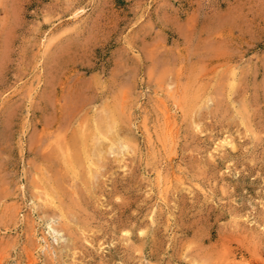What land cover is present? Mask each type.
I'll list each match as a JSON object with an SVG mask.
<instances>
[{
    "label": "rangeland",
    "instance_id": "374dc122",
    "mask_svg": "<svg viewBox=\"0 0 264 264\" xmlns=\"http://www.w3.org/2000/svg\"><path fill=\"white\" fill-rule=\"evenodd\" d=\"M0 264H264V0H0Z\"/></svg>",
    "mask_w": 264,
    "mask_h": 264
},
{
    "label": "bare ground",
    "instance_id": "6f19581e",
    "mask_svg": "<svg viewBox=\"0 0 264 264\" xmlns=\"http://www.w3.org/2000/svg\"><path fill=\"white\" fill-rule=\"evenodd\" d=\"M97 118H98V116H97ZM107 118L108 117L100 119V121H102L103 123L95 122L94 133H93L95 137L93 139L91 138V140H88V141H85V139L87 140L86 137H85V139L84 138L81 139L83 141V144H82L83 152L85 153L87 163H88V172L90 173L91 177L94 176V172H96L100 169V167L102 166L101 163L105 162L107 154L110 153L112 148L117 144V140L119 138V133L122 129L121 128L122 126H120V124L118 125L120 119L118 120L115 115H111L108 119ZM102 124H104L106 126L105 130H102V127H101ZM100 140L108 141V143L106 145H104L105 148L102 146L105 149L104 153H101V151H99V149L96 148V143ZM121 148H123L124 150H131V149H133V146L130 144L129 140L121 139ZM79 149H80V147H79ZM97 154H98V158L94 159V156ZM69 161H71V160H69ZM48 197H47L46 201L50 204H54L53 197H50V195H48ZM62 216H64V214H62Z\"/></svg>",
    "mask_w": 264,
    "mask_h": 264
}]
</instances>
